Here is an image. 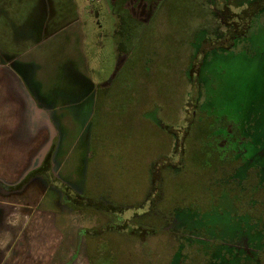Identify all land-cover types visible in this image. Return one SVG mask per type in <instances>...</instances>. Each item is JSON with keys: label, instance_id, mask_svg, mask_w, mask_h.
Segmentation results:
<instances>
[{"label": "rangeland", "instance_id": "374dc122", "mask_svg": "<svg viewBox=\"0 0 264 264\" xmlns=\"http://www.w3.org/2000/svg\"><path fill=\"white\" fill-rule=\"evenodd\" d=\"M1 68L55 129L18 189L25 161L0 153L14 213L72 218L91 264L252 263L236 243L264 231V0H0Z\"/></svg>", "mask_w": 264, "mask_h": 264}, {"label": "crops", "instance_id": "0c3cea01", "mask_svg": "<svg viewBox=\"0 0 264 264\" xmlns=\"http://www.w3.org/2000/svg\"><path fill=\"white\" fill-rule=\"evenodd\" d=\"M0 82V153L6 152L5 163L13 156L25 161L21 167L27 170L44 146L38 148L36 139L43 135L44 124L33 115L36 110L31 109L15 72L1 68ZM17 207L0 200V264H91L78 251V228L72 218L36 206L33 213L22 207L14 213Z\"/></svg>", "mask_w": 264, "mask_h": 264}, {"label": "flooded vegetation", "instance_id": "af4514ba", "mask_svg": "<svg viewBox=\"0 0 264 264\" xmlns=\"http://www.w3.org/2000/svg\"><path fill=\"white\" fill-rule=\"evenodd\" d=\"M35 111V110H34ZM34 111H33V113H34ZM36 111H38V113H36ZM36 111H35V113L33 114L34 116H36V118L37 119H39L40 121L43 119L42 117H43V113L41 112L42 111V109H36ZM33 116V117H34ZM46 123H48V118L47 117H45L44 119H43ZM38 121V120H37ZM46 145V144H45ZM44 145V146H45ZM43 146V147H44ZM42 147V148H43ZM41 148V149H42ZM41 149L39 150V152L33 157V159H32V161L30 162L31 164L28 166V168H27V170L25 171L26 173L28 172V170L29 169H31L32 168V166H33V164H34V161L36 160V158L37 157H39L40 158V151H41ZM46 156V155H45ZM44 156V157H45ZM26 173H24V175L26 174ZM24 175H22V176H20L16 181L17 182H15L16 184H14L15 185V187H16V189H18V187L16 186L17 184H19V182H21V180L24 178ZM247 177H248V174H247ZM242 183H244V182H242ZM13 185H10V184H7V183H3V181L0 179V188H3V191L4 192H6V190H7V192H11V191H14V190H16V189H14L15 188ZM244 187H247V184L244 186ZM22 188V187H21ZM21 188H19V190L21 189ZM5 189V190H4ZM242 192H244V191H242ZM251 212V211H250ZM249 212V213H250ZM250 224V222H248V225ZM264 225V224H263ZM239 228H241V227H239ZM256 233H259L258 234V238L256 239V236L255 235H252V237H250L251 238V242H250V244H252L251 246H247V243H248V241L247 240H249V235H246V237H245V234H246V232H243V231H240V233H241V237L240 238H242L243 240L242 241H240V243L239 244H237L236 243V245H237V247L238 246H240L241 247V250H242V253H241V255H246V256H248V255H250L251 254V256H252V259H253V261H252V263L251 264H264V231L261 229V228H259V227H255L254 229H253ZM253 230H251V231H253ZM252 234V233H251ZM243 236V237H242ZM241 240V239H240ZM256 245L257 246H259L260 245V249H257L256 248ZM238 252V251H237Z\"/></svg>", "mask_w": 264, "mask_h": 264}, {"label": "trees", "instance_id": "16d2710c", "mask_svg": "<svg viewBox=\"0 0 264 264\" xmlns=\"http://www.w3.org/2000/svg\"><path fill=\"white\" fill-rule=\"evenodd\" d=\"M51 124H52V122L50 121V120H48ZM54 126V125H53ZM53 134H54V137H52V140H51V144H50V146L48 147V149L46 150V152H45V154L43 155V157H41L40 156V158L39 157H37L36 158V160L34 161V164H33V166H32V168L31 169H29L28 170V172L24 175V178L21 180V182L23 181L24 183L27 181H30V177L34 174V170L37 168H40L43 164H44V162H45V160H46V158H47V156H48V154H49V152H50V149L53 147V145H52V142H53V139L55 138V129H54V131H53ZM46 155V156H45ZM45 156V157H44ZM31 164V163H30ZM29 164V165H30ZM21 182H19V184L21 183Z\"/></svg>", "mask_w": 264, "mask_h": 264}, {"label": "water", "instance_id": "95a60500", "mask_svg": "<svg viewBox=\"0 0 264 264\" xmlns=\"http://www.w3.org/2000/svg\"><path fill=\"white\" fill-rule=\"evenodd\" d=\"M48 124H49V127H50V129H51V132H53L54 131V126H53V124H51L49 121H48ZM51 140H52V138L50 137V139H49V141L46 143V145L41 149V153H40V156L41 157H43V155L45 154V152H46V150L48 149V147L50 146V144H51ZM24 173H26V172H24ZM24 175V174H23Z\"/></svg>", "mask_w": 264, "mask_h": 264}]
</instances>
